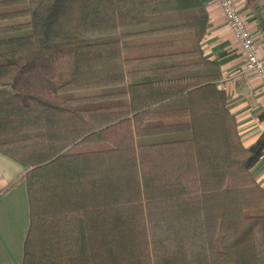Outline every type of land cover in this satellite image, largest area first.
I'll list each match as a JSON object with an SVG mask.
<instances>
[{"label": "trees", "instance_id": "1", "mask_svg": "<svg viewBox=\"0 0 264 264\" xmlns=\"http://www.w3.org/2000/svg\"><path fill=\"white\" fill-rule=\"evenodd\" d=\"M207 20L199 0H0V153L24 168L29 207L21 264H264V131L242 144L203 55ZM105 88L109 104L71 95Z\"/></svg>", "mask_w": 264, "mask_h": 264}, {"label": "crops", "instance_id": "2", "mask_svg": "<svg viewBox=\"0 0 264 264\" xmlns=\"http://www.w3.org/2000/svg\"><path fill=\"white\" fill-rule=\"evenodd\" d=\"M207 15V28L201 43L206 59L217 63L222 76L232 73L236 81L228 88L227 108L234 116L244 146L255 142L264 131V91L258 76L245 71V59L234 34L225 21L217 0H199ZM250 35L255 38L258 55H264L263 0H233ZM168 103L166 101L164 104ZM24 168L0 153V264H21L22 248L29 225V207ZM264 189V158L252 168Z\"/></svg>", "mask_w": 264, "mask_h": 264}, {"label": "built area", "instance_id": "3", "mask_svg": "<svg viewBox=\"0 0 264 264\" xmlns=\"http://www.w3.org/2000/svg\"><path fill=\"white\" fill-rule=\"evenodd\" d=\"M220 11L229 24L236 41L242 51L245 59V71L255 73L259 80L261 88L264 91V55H258L257 41L252 37L246 28L245 22L237 11L233 0H217ZM264 2V0H263ZM237 75L228 73L220 77L217 86L225 93L228 88L236 81Z\"/></svg>", "mask_w": 264, "mask_h": 264}, {"label": "rangeland", "instance_id": "4", "mask_svg": "<svg viewBox=\"0 0 264 264\" xmlns=\"http://www.w3.org/2000/svg\"><path fill=\"white\" fill-rule=\"evenodd\" d=\"M19 19H14L11 22H17ZM10 22V21H9ZM28 30H23V31H14L9 33L8 35H20L24 33H28ZM54 48H62L60 45H55L49 47L47 50L44 51L43 54H46L50 50ZM110 89H92V90H81V91H75L71 95L73 97H89L87 99H82V100H77L75 101V104L78 106H95L96 104H109L111 101H114L111 97H96L99 96L101 93L106 92ZM95 95V96H94ZM93 96V97H91ZM185 104V98L184 96L177 97L175 99H171L168 101V103L162 105L161 107L169 108V107H180ZM184 137L185 134H173V135H168L165 136L164 138H177V137Z\"/></svg>", "mask_w": 264, "mask_h": 264}]
</instances>
